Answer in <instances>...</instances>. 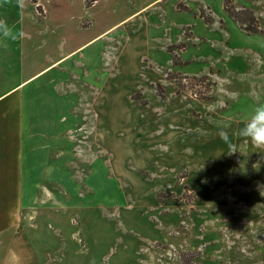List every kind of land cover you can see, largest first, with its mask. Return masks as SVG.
Wrapping results in <instances>:
<instances>
[{
	"label": "rangeland",
	"instance_id": "374dc122",
	"mask_svg": "<svg viewBox=\"0 0 264 264\" xmlns=\"http://www.w3.org/2000/svg\"><path fill=\"white\" fill-rule=\"evenodd\" d=\"M153 1L7 20L0 254L14 235L19 264H264V148L233 135L264 102V0Z\"/></svg>",
	"mask_w": 264,
	"mask_h": 264
},
{
	"label": "crops",
	"instance_id": "0c3cea01",
	"mask_svg": "<svg viewBox=\"0 0 264 264\" xmlns=\"http://www.w3.org/2000/svg\"><path fill=\"white\" fill-rule=\"evenodd\" d=\"M38 0H7V2H5V0H0V18H4L8 21L12 20L14 17H21V15H28L31 14V11H33L35 9V14L37 13L39 16H43V10L40 6V4L37 2ZM157 0H154L151 3H154ZM97 2V0L95 1V3ZM84 3V0H83ZM94 3V4H95ZM148 5L144 4L141 8H139L137 11H135L134 13L128 15L125 18L120 19L119 21H116V23H114L113 26H111L109 29H107L106 31L120 25L121 23L125 22V24H123V26H127L130 22H132L135 18L134 17L136 14H138L139 12H141L143 9H145ZM32 7V10L31 8ZM104 31V32H106ZM2 38V37H0ZM13 42V41H12ZM15 43V40L14 42ZM13 43H11L9 40L6 39H1L0 40V71L1 69L3 70L4 66H5V62H4V58H3V53H4V47L7 45L8 47L11 48V50H19L18 46H15ZM86 44V43H85ZM85 44L81 45L80 47H78L77 49H75L73 52H75L76 50L82 48ZM59 60L55 61L54 63L58 62ZM53 63V64H54ZM21 83H18L16 86L9 88L7 91L5 90H0V99L8 94L9 92H11L14 88H16L17 86H19ZM5 146L4 143L2 144L0 142V197H3L4 194L6 195V191L10 190V187H12L9 183L12 182H16L18 181V175L20 173V160L17 157H9V156H3V152H4ZM9 166H13V172H9ZM14 187V185H13ZM13 190H15V188H13ZM2 200V199H1ZM0 200V205H2V201ZM4 229L0 228V233L3 232ZM12 239L10 244L8 245L6 251L3 250V253L0 254V264H19V261L21 259L20 257V253L10 250V245L13 244V242L15 241V236L12 235ZM4 244V237H2V241ZM3 249V247H2ZM1 249V250H2Z\"/></svg>",
	"mask_w": 264,
	"mask_h": 264
},
{
	"label": "clouds",
	"instance_id": "9594fccd",
	"mask_svg": "<svg viewBox=\"0 0 264 264\" xmlns=\"http://www.w3.org/2000/svg\"><path fill=\"white\" fill-rule=\"evenodd\" d=\"M0 37L6 40L16 39V32L4 18H0ZM255 101L243 127L236 130L233 135L246 139L257 148H264V102H261L259 96L255 97ZM217 126L220 128V139L228 146V153L237 152V145L232 142L227 131L231 127V119H222L217 122Z\"/></svg>",
	"mask_w": 264,
	"mask_h": 264
},
{
	"label": "trees",
	"instance_id": "16d2710c",
	"mask_svg": "<svg viewBox=\"0 0 264 264\" xmlns=\"http://www.w3.org/2000/svg\"><path fill=\"white\" fill-rule=\"evenodd\" d=\"M95 1H96V0H85V5H86L87 7H89V6L93 5V4L95 3ZM225 3H228V0H224V9H225V11L229 14V13H231V12L229 11V8H228V6H227ZM229 15H230V14H229ZM232 18H233L235 21H238L234 16H232ZM132 99H135V98H132Z\"/></svg>",
	"mask_w": 264,
	"mask_h": 264
}]
</instances>
